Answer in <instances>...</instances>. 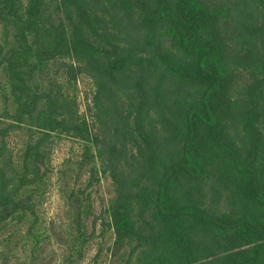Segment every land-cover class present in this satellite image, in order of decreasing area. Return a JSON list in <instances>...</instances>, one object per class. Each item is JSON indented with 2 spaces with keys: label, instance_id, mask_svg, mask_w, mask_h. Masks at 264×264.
I'll list each match as a JSON object with an SVG mask.
<instances>
[{
  "label": "trees",
  "instance_id": "trees-1",
  "mask_svg": "<svg viewBox=\"0 0 264 264\" xmlns=\"http://www.w3.org/2000/svg\"><path fill=\"white\" fill-rule=\"evenodd\" d=\"M0 30V230L44 236L43 166L66 136L115 186L122 264H264V0H0Z\"/></svg>",
  "mask_w": 264,
  "mask_h": 264
},
{
  "label": "rangeland",
  "instance_id": "rangeland-1",
  "mask_svg": "<svg viewBox=\"0 0 264 264\" xmlns=\"http://www.w3.org/2000/svg\"><path fill=\"white\" fill-rule=\"evenodd\" d=\"M88 82L85 77L78 82L77 102L81 113L86 111ZM3 91L1 88L0 115L5 107ZM7 138L10 148L20 156L28 139L26 129L11 130ZM82 149L76 139L66 136L56 139L48 164L43 166L46 182L38 199L44 236L39 242L26 239V227L9 222L0 230V264H122L111 253L113 231L103 224L104 209L115 194V186L109 177L96 181L87 166H79ZM78 214L88 240L81 255L71 262L74 218Z\"/></svg>",
  "mask_w": 264,
  "mask_h": 264
}]
</instances>
